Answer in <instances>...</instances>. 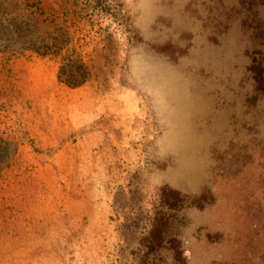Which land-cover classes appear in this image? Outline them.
Here are the masks:
<instances>
[{"label":"rangeland","instance_id":"374dc122","mask_svg":"<svg viewBox=\"0 0 264 264\" xmlns=\"http://www.w3.org/2000/svg\"><path fill=\"white\" fill-rule=\"evenodd\" d=\"M0 264H264V0H0Z\"/></svg>","mask_w":264,"mask_h":264}]
</instances>
